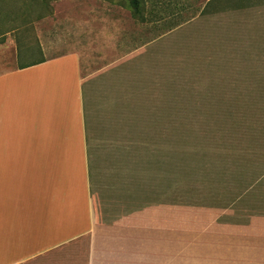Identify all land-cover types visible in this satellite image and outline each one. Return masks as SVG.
<instances>
[{
	"label": "rangeland",
	"instance_id": "374dc122",
	"mask_svg": "<svg viewBox=\"0 0 264 264\" xmlns=\"http://www.w3.org/2000/svg\"><path fill=\"white\" fill-rule=\"evenodd\" d=\"M144 1L142 16L130 7L135 23L147 20L142 31L130 29L156 40L87 84L100 218L153 202L222 208L241 195L264 208V0ZM63 7L107 27L113 19V0H0V35L21 27L20 63L55 55L24 35Z\"/></svg>",
	"mask_w": 264,
	"mask_h": 264
},
{
	"label": "crops",
	"instance_id": "0c3cea01",
	"mask_svg": "<svg viewBox=\"0 0 264 264\" xmlns=\"http://www.w3.org/2000/svg\"><path fill=\"white\" fill-rule=\"evenodd\" d=\"M127 9L113 0L108 27L65 7L45 30L29 21L24 38L56 51L23 63L21 27L3 28L0 62L11 68L0 73V264H264V208L242 205L243 195L222 208L153 202L100 218L87 84L154 39Z\"/></svg>",
	"mask_w": 264,
	"mask_h": 264
},
{
	"label": "trees",
	"instance_id": "16d2710c",
	"mask_svg": "<svg viewBox=\"0 0 264 264\" xmlns=\"http://www.w3.org/2000/svg\"><path fill=\"white\" fill-rule=\"evenodd\" d=\"M128 2H129V7L133 9V14L138 17L142 16L140 13V9H141V4H144L145 1L144 0H128ZM236 8L238 9V7Z\"/></svg>",
	"mask_w": 264,
	"mask_h": 264
}]
</instances>
